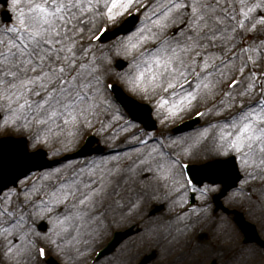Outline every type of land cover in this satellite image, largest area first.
Masks as SVG:
<instances>
[{
  "label": "snow or ice",
  "instance_id": "snow-or-ice-1",
  "mask_svg": "<svg viewBox=\"0 0 264 264\" xmlns=\"http://www.w3.org/2000/svg\"><path fill=\"white\" fill-rule=\"evenodd\" d=\"M19 4L20 0H11L12 10L17 11ZM236 4L239 11L229 15ZM26 6L27 12L19 10L17 26L4 29L0 37V111L8 113L5 127L28 130L36 144H47L59 136L72 143L82 129L96 122L104 129L115 126L128 133L135 127L132 120H123L122 108H129L128 98L110 81L118 80L129 92L153 103L162 125L180 119L201 100H216L217 90L226 84L228 90L212 108L196 111L197 117H223L199 130L197 143L211 140L218 155L239 160L252 179H264V71L257 73L264 61V40L260 45L241 48L239 65L227 63L237 55L235 45H227L240 31H264V15L259 19L252 16L264 7V0L251 6L246 0H28ZM173 27L176 32L170 31ZM103 38L109 42L97 56L96 42ZM116 58L117 67L127 63L123 72L111 71ZM221 66L224 70L217 76ZM235 73H239V79ZM233 88L239 89L236 95L231 94ZM114 89L118 95H106ZM131 139L146 145L139 136ZM178 143L172 141V145ZM167 147L159 144L148 151L147 157L137 149L133 165L136 161L138 166L153 165L164 181L176 175L179 165L184 182L176 191L197 190L195 178L184 177L189 165L179 158H165ZM127 159L132 160V156ZM220 163L209 161L202 167L211 172ZM107 164L105 160L93 162L87 171L73 173L59 187L54 179L59 169L41 175V180L52 182L44 187L55 190L46 191L48 198L37 204L32 196L40 188L33 186L32 193L25 195L26 202L32 204V214L54 217L57 236L70 229L78 231L76 222L87 223L92 210L118 183L114 178L120 165L105 169L103 165ZM153 167L145 170L152 171ZM84 176L89 179L81 178ZM198 191L201 199H206L216 189L205 184ZM9 202L10 196L0 216H13L6 206ZM61 206L65 210L62 218L57 215ZM3 232L8 234L9 230L4 228ZM8 251L13 249L9 247ZM25 253L30 250H16L17 255ZM37 254L44 257L46 251L41 247Z\"/></svg>",
  "mask_w": 264,
  "mask_h": 264
},
{
  "label": "rangeland",
  "instance_id": "rangeland-1",
  "mask_svg": "<svg viewBox=\"0 0 264 264\" xmlns=\"http://www.w3.org/2000/svg\"><path fill=\"white\" fill-rule=\"evenodd\" d=\"M246 2L249 6L253 5V0H246ZM260 2H261V0L259 1V3ZM255 3H257V2H254V4ZM239 8H240V5L238 4V6H235V11H233L232 9L229 10V15L236 14V12L239 11ZM258 11H261V13L259 14ZM261 15H264V7L260 8V9H256V11L254 13H252V16H254L256 19H259ZM140 19H143V14L140 15ZM173 28L176 29V27H173ZM242 37H243V39H242ZM261 40H264V31H261L259 33H245L243 31H240L239 34L236 35L235 40L232 43L227 45V47H229V48H232L235 45V51L237 53V55L235 57H231L234 59V62H232L231 64L236 63V62L240 63V57L243 55L240 52L241 48H246L249 45H253V44L260 45ZM97 47L99 49L97 52L103 50V48H104V46H97ZM216 54L221 55L220 52H217ZM228 64H230V63H228ZM110 67H111V71H112V65ZM246 70L247 69H245V75L247 76L248 74L246 73ZM258 71L259 70H257V72ZM125 92L127 94H130V92H128L126 89H125ZM236 93H237V90L231 94L236 95ZM239 102L240 101L237 100V104H239ZM195 110L196 109L194 108L192 111L185 113L181 118L189 116ZM155 116H156V114H155ZM212 116H214V115H212ZM212 116H207L206 120H210ZM156 118L159 121L158 133H159V136L161 138L160 140H162V142L167 141V143L170 146H172V142L169 139V136H168L166 131H168L169 127L179 119H177L174 122H169L167 125H162L160 123V119L157 116H156ZM204 122H207V121L200 122V124H203ZM184 136L187 137L189 135H184ZM78 137H79V135H78ZM78 137L76 138V140L74 142H72L69 146H66V147H61V146L58 147V145H64V144L59 142L58 138L52 139L46 145L48 148L57 147V150H56V153H57L59 150L61 151V150H67L66 148H68V149L71 148L76 143V141L78 140ZM35 144L36 143H34L32 141V145H35ZM111 144H113V142H111L110 144L108 143L106 146L110 147ZM155 147H157V145ZM173 147H174V145H173ZM188 150H189V154H187V155H185V151H183V150L180 152H182L184 154L183 156L186 159H193V160H195L196 163L202 162L205 159L216 157V155H210L213 153H208L207 150H205V148H203L200 151H196V152L191 150V149H188ZM128 156L133 157V156H135V153L129 154L128 152H126L123 156H121L119 161L124 160L127 165L132 166V164L130 163V160L127 159ZM219 156L222 157V155H219ZM219 156H217V157H219ZM74 165L75 164H72L61 175H57V176L60 177L63 175H67L69 173V171L71 170V167H73ZM133 167L135 168V171H136L135 174L136 175L141 172V174L136 178V181H139L142 184V181L146 182V180H148L147 183H149V184L147 187L144 183V190L146 188V191H147L145 196L140 198V202H139L138 207H134L133 211L126 213V215H127L126 220H122L119 216H117L115 213L110 212V211L106 215H101V216H94L93 215L94 210L99 208V205L101 204V202H105V199H106V196H105L102 199V201L100 203H98L96 208H94L92 210V213L90 216V218H96L97 217L99 220H101V224H102V233L98 234L95 237V239L92 242V243H94L93 244L94 246L93 245L90 246V248H89L90 251L96 246V243L98 241L103 240V239L108 237L109 230L111 231L112 228H117V229L123 228L129 224H132L136 220L142 218V216L144 214H147L148 211L150 210V207L152 206V204L156 203V201L158 202L159 200H161V194H163L162 191H164V192L168 191L169 193H171V192L173 193L177 188H179L180 182L177 184H175V183L177 180L181 179L180 174L178 175V177L175 175L174 177L168 179L167 181H164L162 179H159V176H158L159 173L156 170H154V167L151 164L146 165V166L134 165ZM147 167H153V170L152 171H146L145 169ZM137 169H139V171ZM241 171L244 173V179L242 180L241 184L239 185V189L237 191L234 190V191H231L230 193H228V195L226 196V198L223 202L225 203V205L228 208H235V209L242 211L245 214L246 219L258 223L260 226V231L262 233V236L264 237V179H260V178L252 179V177L248 176L247 173H245L246 171L244 170L242 165H241ZM175 173H177V171ZM262 174L264 175V173H262ZM57 176H55V177H57ZM55 177H54V179H55ZM173 181H174L175 185L173 184ZM42 182H43V180H40L39 183L37 185H35V187L36 188H39V186L41 187ZM170 183H171V185H170ZM46 184H50V182H46ZM142 187H143V185H141V187L137 189L141 194H142ZM213 188L216 189V187H213ZM32 191H33V188L29 193H32ZM114 191L116 192L115 194H118L117 196L119 197L117 199V201H122L125 196L130 195V192H128L127 189L126 190L114 189L113 192ZM45 192H46V187H45V190L43 191V194H41L42 197H44ZM107 196H108L107 198L111 202L112 201V198H110L111 194L109 193ZM207 198L204 199L203 202H199V204L196 206V210H194L192 213H189V214L179 218V220L176 222L169 221L170 217H168V212L171 210V213H172V210L174 207L180 206L181 203L183 204L184 198H182V200L180 199V202L177 201L174 204L168 205L167 208H165V205H163L164 208L162 207V209L159 212L154 214L152 216V219L150 220V222L153 221L162 212L164 213V215H162V225L169 230H172L175 223L180 222L181 220L182 221L187 220L185 230L179 232V234L177 235V239H180L179 236L182 235L184 232L187 233L186 234L187 236L192 235L196 231L197 227H200L201 231H205L208 234V236H207V238H205L201 242L200 241L195 242V245L197 246V248H200L201 246L206 247V245L209 241V238L211 236L210 233L213 236L215 234H218L220 228H222L224 230L225 226L223 224H224V222H226L227 224H230V226L234 229V233H235L234 236L216 237V239H215L216 245L218 246V248L221 247L225 250L224 253L223 254L218 253L215 255H211V254L208 255V252L204 251V252H202L196 256L195 260H197V261L194 262V264H203L204 262H208L209 259L217 260V262L219 264L222 263L221 260H224V259L230 260L228 264H264V250H260L254 244L253 245L243 244L241 241L240 233L238 232L236 226L230 221V219L225 214H223L222 212L219 211L215 214V216L213 218H211L209 216V214L211 216H213L211 214L212 210L210 209L211 206H208L209 209L205 210L206 212L203 215L204 217L203 216L199 217V216L194 215L195 213H199L201 211L200 209H202V207L206 205L205 201L207 200ZM167 201L168 200L165 198L162 200L161 203L167 204L166 203ZM199 206H201V207H199ZM62 210L63 209H60L59 211H62ZM29 213H30V211H27L25 215H28ZM192 215L194 216V219H192ZM107 217H113L115 219V222L112 223L110 228L107 226V229H106L105 224H104V220ZM31 218L34 220H38L42 217H39V216L32 214ZM61 218H62V216H61ZM47 219L49 220V218H47ZM53 219H54V217H53ZM212 221L214 222L213 226H208V224L211 223ZM150 222L148 224H150ZM49 224H51V223L49 222ZM88 226H89L90 230L93 228V226L89 225V223H88L85 230H87ZM215 227L218 230H215ZM84 228L85 227H82V231L81 230H78V231L75 230L76 234H78V235L81 234V232L84 231ZM108 228H109V230H108ZM49 230L50 229H48V231ZM176 233L177 232L175 230H172L171 232H169V234H171V236H172V234L175 235ZM43 235H44V238H47V240L49 242L55 241L56 243H53V244L57 245V242L59 241V239H55L54 237H51V235H52L51 233L49 234L46 232V234H43ZM171 236L169 238L165 239V242L169 243ZM227 239L228 240H231V239L235 240L237 245H234L232 248H229V249L226 248L225 249L223 246H221V242H224ZM181 243H182L181 240H179L174 245H170V246L162 248L163 242H160V241H158V239H155L153 236H151V240L147 244L148 247H146V249L144 248L145 250L142 251L140 255H136L135 258H139L143 254H148V253L156 250L158 252V254H156V256H155L156 258L154 260H156L157 262L160 260H166L168 257H170L171 253L175 252L176 250H178V248H180L182 246ZM226 245H227V243H226ZM248 253H252L254 255V258L251 260H246V258H244V256H245V254H248ZM113 254L106 256L100 264H104L108 258L112 257ZM18 256L19 255H16L14 257V259H12L11 261L19 263V260H23V259H20ZM135 258L133 260H136ZM69 259H70V257H67V260H69ZM179 260L180 261L178 264H184L183 262H185L186 260H189V256H188V258L184 257L183 259H179ZM81 261H83V260H81Z\"/></svg>",
  "mask_w": 264,
  "mask_h": 264
},
{
  "label": "bare ground",
  "instance_id": "bare-ground-1",
  "mask_svg": "<svg viewBox=\"0 0 264 264\" xmlns=\"http://www.w3.org/2000/svg\"><path fill=\"white\" fill-rule=\"evenodd\" d=\"M259 1L260 0H253V4H254V2L259 3ZM27 2H28V0H20V4H19L18 8H20L22 6L24 8H26L24 5ZM258 12H259V14L261 13V11H258ZM221 70H224V69H221ZM221 70L217 71V73H216L217 76L219 75V71H221ZM234 90L236 91L238 89L234 88ZM234 90H232V91H234ZM197 132L194 131L191 134L192 137H185V138H181V139H175L173 141H180V143H178L176 145L178 147H180L181 149H186L188 147H193L195 149V147L199 146V148H198L199 150H201V147H204L205 150H207L208 153L213 152L216 155H218L213 150V144H212L211 140H207V141H203V142L197 143V134H196ZM58 139H59V141L62 144H65V145L70 144L64 138V136H59ZM153 147H155L154 144L145 146L143 148L144 157H147L148 151H150L151 148H153ZM194 149H193V151H194ZM129 153H136V150H133L132 152H129ZM112 157H117L118 159L117 160H112L111 159ZM112 157L105 158V159H100V160H98V162H100L101 160L108 161L107 165H103V167L105 169L114 168L117 164L120 165L119 175L114 178V179H116L118 181V183L114 184L113 188L114 189H121V190H126L127 189V191L130 192V195L125 196L122 201H117V199L119 198L117 196L118 194H115L116 193L115 191L114 192L111 191L110 192V194H111L110 198H112V201L108 203V210H107L106 213H108L109 211L113 212L117 216H119L122 220H126L127 219L126 213L133 211L134 207H138L139 206V202H140V198L145 196V194L147 192L146 188L144 190V183H145L146 187L148 186L149 183H147L148 180H146V182L142 181V184H141V182L136 181V178L141 174V172L136 175L135 174L136 173L135 170L132 171V172L128 171L129 167H133L134 166L133 165V160L136 159L135 156H133L132 160H130V163L132 164V166L127 165L124 160L119 161L120 158H121V156H119V155H115V156H112ZM144 157H142V158H144ZM156 158L159 159L160 157L157 155ZM138 164H139V162L136 161V165H138ZM69 166L68 167L67 166L60 167L59 170L60 171H65V170H67L69 168ZM87 169H85V171H87ZM137 170L139 171V169H137ZM45 173L46 174L50 173V171H45ZM56 175H58V174H56ZM59 175H60V173H59ZM159 175L160 174H158V176ZM98 176H99V173H98L96 178H98ZM81 178H83L85 180L89 179L87 176H84V177H81ZM45 184H46V181L45 182L43 181L41 187L39 186V188H40V192H39L40 196H41V194H43V191L45 190V187H44ZM141 185H143L142 194L137 190L138 188L141 187ZM36 194H34V195H36ZM3 196H6V194L3 193ZM107 197L108 196H106L105 201H109V199ZM1 199H5V198H1ZM166 203L167 204H164L165 208H167L168 205H170L172 202H168L167 201ZM205 212L206 211L203 208L199 213H195L194 215L202 217ZM162 215H164L163 212L161 214H159L154 219L153 227H151L145 233L142 232L137 237L130 238L127 241V243H125L123 248L118 250L117 253L113 257H111L109 259V261L105 262L104 264H131L132 259L134 257H136V255H139L142 251H144L146 249V247H148L147 244L151 240V236H153L155 239H158V241L163 242V247L162 248L170 246V245H174L179 240H182L181 239V235L179 236L180 239H177V235L179 234V232L185 230L186 224H187V220H183V221L181 220L180 222L175 223L173 228H172V230H175L177 233L175 235L172 234V236H171V234H169V232H171L172 230H169V229L165 228L162 225ZM182 216L183 215H181L180 217H182ZM0 218H1V216H0ZM179 218H176L174 220V222L178 221ZM192 219H194L193 215H192ZM50 220H52V222L54 223L53 217H50ZM212 222L209 223L208 226H213L214 222L213 223ZM88 223H89V225L93 226V228L91 230H90L89 226H88L87 230H85ZM76 224L79 226V230H81V231H82V227H85L84 231L81 232V234H79V236H78L75 233L72 234L71 231L73 229H70L68 233L60 235V238L62 240H61V242L59 241V245H60L59 247L64 249V250H67L69 255H73V257H72L73 260H70L71 263H73V264H77L82 259V256H81L82 253L84 254V252L90 247L92 240L98 234L102 233L101 220H99L97 217L96 218H88L87 223H81V222L77 221ZM223 225L225 226L224 230L222 228H220L218 234H215V235L212 236V234L210 233L211 236L209 238V241H208L206 247L201 246L200 248H197V246L193 244L192 247L190 248V250L183 256V258H184L188 254L186 257L188 258V256H189V260H186L183 263L184 264H194V262L197 261V260H195L196 256L199 255L200 253L204 252V251L208 252V255L209 254L215 255V254H218V253L223 254L225 250L223 248H221V247L218 248V246L216 245V241H215L216 237H230V236H234V234H235L234 233V229L230 226V224H227L226 222H224ZM17 229L18 228H16V227L12 228V229H8L9 230L8 234H5L3 232V230H0V234L5 236V237H8L10 234L17 233V231H18ZM56 230L58 231L59 229H55V231ZM215 230H218V229L215 227ZM170 236H171V239H170L169 243L165 242V239L169 238ZM52 237H54V235ZM227 240L224 241V242H221V246H225L226 247L225 243H228L227 244L228 247H233L235 245V240H233V239L228 240V241ZM66 246L68 247V249H66ZM21 247L27 248L24 245L19 246L18 248H21ZM18 248H16V250ZM16 250L14 252L15 255H17L16 254ZM190 252H191V254H189ZM244 258H246V260H251V259L254 258V255L252 253H248V254H245ZM100 263L101 262L99 261L97 264H100ZM222 263H224V262H222ZM151 264H154V263H151Z\"/></svg>",
  "mask_w": 264,
  "mask_h": 264
}]
</instances>
